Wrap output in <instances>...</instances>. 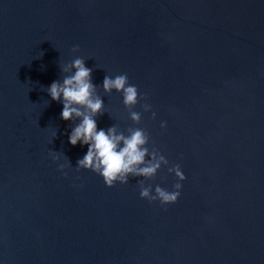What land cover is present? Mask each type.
Returning a JSON list of instances; mask_svg holds the SVG:
<instances>
[{
	"label": "water",
	"instance_id": "obj_1",
	"mask_svg": "<svg viewBox=\"0 0 264 264\" xmlns=\"http://www.w3.org/2000/svg\"><path fill=\"white\" fill-rule=\"evenodd\" d=\"M78 58L98 129H142L153 176L79 167L48 93ZM125 74L132 106L103 87ZM177 165L175 204L141 199ZM0 264H264V0H0Z\"/></svg>",
	"mask_w": 264,
	"mask_h": 264
},
{
	"label": "clouds",
	"instance_id": "obj_2",
	"mask_svg": "<svg viewBox=\"0 0 264 264\" xmlns=\"http://www.w3.org/2000/svg\"><path fill=\"white\" fill-rule=\"evenodd\" d=\"M75 69L74 73L66 76L62 83L54 81L48 88L52 100L63 104L60 113L61 119L70 121L74 117L79 118V123L72 129L69 135V143L76 146L78 143L87 146V152L78 161L81 168L89 169L100 175L107 187H113L116 183H126L129 174L153 176L160 163L166 162L161 156L156 158L153 153V161L147 166L141 167L145 162L148 150L144 145L147 136L142 129H137L129 136L117 134L115 127L107 131L98 129L95 117L102 112L103 101L96 96L95 85L91 82V69L85 66L83 59H75L65 71ZM103 87L105 91L113 89L122 91L126 106L137 103L138 89L128 82L127 75H118L115 78L105 77ZM132 119L139 121V113H132ZM166 127V122L161 124ZM122 145V146H121ZM178 182L174 185V191L156 188V195H150L149 188H142L141 199L155 201L159 199L162 206L175 204L182 190V183L186 177L177 165L174 169Z\"/></svg>",
	"mask_w": 264,
	"mask_h": 264
}]
</instances>
